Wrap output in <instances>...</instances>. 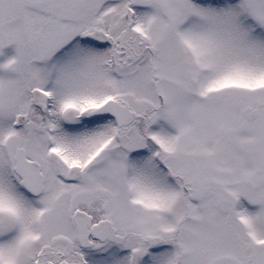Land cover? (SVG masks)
Listing matches in <instances>:
<instances>
[{"label": "snow or ice", "instance_id": "obj_1", "mask_svg": "<svg viewBox=\"0 0 264 264\" xmlns=\"http://www.w3.org/2000/svg\"><path fill=\"white\" fill-rule=\"evenodd\" d=\"M0 264H264V0H0Z\"/></svg>", "mask_w": 264, "mask_h": 264}]
</instances>
